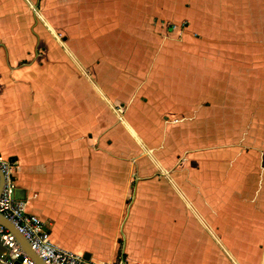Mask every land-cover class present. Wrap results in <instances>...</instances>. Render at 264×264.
I'll return each instance as SVG.
<instances>
[{"label": "crops", "instance_id": "0c3cea01", "mask_svg": "<svg viewBox=\"0 0 264 264\" xmlns=\"http://www.w3.org/2000/svg\"><path fill=\"white\" fill-rule=\"evenodd\" d=\"M49 6L0 0L14 197L100 264H264V0Z\"/></svg>", "mask_w": 264, "mask_h": 264}, {"label": "built area", "instance_id": "2783aa9c", "mask_svg": "<svg viewBox=\"0 0 264 264\" xmlns=\"http://www.w3.org/2000/svg\"><path fill=\"white\" fill-rule=\"evenodd\" d=\"M15 163L0 154V170L4 174L0 194V212L9 218L30 242L32 248L48 264H100L91 258L57 246L51 239L42 219L25 208V202L14 197ZM0 262L3 264H39L29 255L8 228L0 224ZM109 264H125L119 260Z\"/></svg>", "mask_w": 264, "mask_h": 264}, {"label": "water", "instance_id": "95a60500", "mask_svg": "<svg viewBox=\"0 0 264 264\" xmlns=\"http://www.w3.org/2000/svg\"><path fill=\"white\" fill-rule=\"evenodd\" d=\"M3 184H4V174L0 170V194H1L2 189H3ZM19 191H22V190L20 188H16L14 190L16 196L18 195ZM0 224L4 225L6 228H8L10 230V232L13 233V235L15 236L17 241L20 243L22 248L29 255H31L33 258H35L39 262V264H48L40 256H38V254L32 248V246H31L30 242L27 240V238L22 234V232L17 228V226L9 218L4 216V214L2 212H0ZM16 264H19V262H16Z\"/></svg>", "mask_w": 264, "mask_h": 264}, {"label": "rangeland", "instance_id": "374dc122", "mask_svg": "<svg viewBox=\"0 0 264 264\" xmlns=\"http://www.w3.org/2000/svg\"><path fill=\"white\" fill-rule=\"evenodd\" d=\"M35 2H37V3H39L40 5H41V7H46V8H48V10L47 11H43V13H44V16H46L45 15V13L46 14H48V16L52 13L51 11H50V6H49V3H50V0H34ZM113 8V7H112ZM182 15L180 14V19H179V22L178 23H176V21H178L177 19H174V20H165V19H162L163 21H168V26H169V29L170 30H173L174 28H177V33L178 34H180V29H182L183 28V26H185L186 24H188V19H186V18H184V17H181ZM43 19V18H42ZM41 19V20H42ZM154 19V18H153ZM155 19H157L156 17H155ZM159 19V18H158ZM44 20V19H43ZM42 20V21H43ZM119 109L120 110H122V106H120L119 107ZM180 160H181V157H180ZM4 249V247H2L1 245H0V252L2 251Z\"/></svg>", "mask_w": 264, "mask_h": 264}]
</instances>
